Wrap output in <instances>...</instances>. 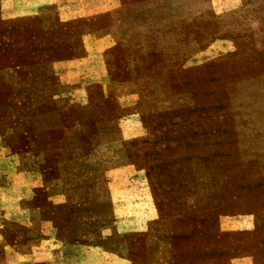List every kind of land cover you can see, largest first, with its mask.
I'll list each match as a JSON object with an SVG mask.
<instances>
[{
	"label": "rangeland",
	"instance_id": "rangeland-1",
	"mask_svg": "<svg viewBox=\"0 0 264 264\" xmlns=\"http://www.w3.org/2000/svg\"><path fill=\"white\" fill-rule=\"evenodd\" d=\"M12 173H34L64 264H264V0L1 19L3 238L28 232Z\"/></svg>",
	"mask_w": 264,
	"mask_h": 264
},
{
	"label": "crops",
	"instance_id": "crops-1",
	"mask_svg": "<svg viewBox=\"0 0 264 264\" xmlns=\"http://www.w3.org/2000/svg\"><path fill=\"white\" fill-rule=\"evenodd\" d=\"M52 1L0 0V20L30 17L40 11L41 5L49 4ZM31 174L34 176V173H12V198L19 202V205L17 207L15 205L14 208L20 209L24 213L26 218L24 221H19V224L24 227L25 232L27 230L28 232L23 236L13 230L12 235L8 238H3L0 234V240L2 238L3 241L8 242L0 256L4 259V264H64L60 259L75 254V247L62 243L46 228L45 222L48 220L43 217L42 210L44 208L31 201L34 196L33 188L37 184L36 182L34 185ZM63 201L56 199V202ZM37 213L39 214L38 218L30 217L31 214ZM12 221L17 222L18 219L14 218Z\"/></svg>",
	"mask_w": 264,
	"mask_h": 264
}]
</instances>
